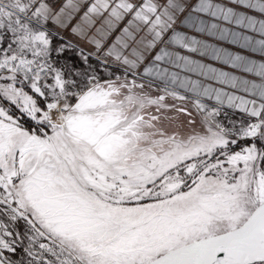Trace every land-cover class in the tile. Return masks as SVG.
<instances>
[{"label": "snow or ice", "instance_id": "1", "mask_svg": "<svg viewBox=\"0 0 264 264\" xmlns=\"http://www.w3.org/2000/svg\"><path fill=\"white\" fill-rule=\"evenodd\" d=\"M230 2L264 14V0ZM70 6L73 0L54 12L45 0H0V41L20 40L27 50L0 54V264H264V83L241 81L258 103L170 70L237 86L228 72L174 50L187 49L264 78V63L198 39L237 43L240 33L214 21L264 34V19L216 0H167L161 12L151 0H94L71 32L100 52L131 15L103 52L124 78L100 83L90 75L82 86L72 78L84 75L79 69L68 64L66 72L53 59L75 46L53 48L45 28L50 20L66 28ZM100 16L103 25L89 36ZM145 27L151 39L139 35ZM254 44L264 51V39ZM138 75L149 78L148 87L162 82L163 94L144 92ZM176 88L194 94L197 111L207 110L200 97L220 105L226 97L255 122L226 128L212 108L201 131L182 133L177 118L186 108L165 99H188Z\"/></svg>", "mask_w": 264, "mask_h": 264}, {"label": "rangeland", "instance_id": "2", "mask_svg": "<svg viewBox=\"0 0 264 264\" xmlns=\"http://www.w3.org/2000/svg\"><path fill=\"white\" fill-rule=\"evenodd\" d=\"M45 2L49 3L50 6L53 7L54 12H59L60 9L63 8L65 4H67L68 0H45ZM85 5L86 2L83 0H73V6H70L65 9V14L66 15L70 14L72 17L71 21L69 22L66 28L54 24L51 20L45 25V28L49 30V34L52 36L53 48L59 46L60 44H68V43H71L72 45L75 46L73 48H66L65 52L60 54L59 56H57L56 53L53 52V59L57 61L56 66L65 67L66 72L69 71V69L66 67V65L68 64L71 65L72 70L79 69L84 75L81 77H76L75 75H72V78L78 80V82L82 86L87 84V77L90 75H96L98 79L99 78L108 79L114 76H120V77L124 76L123 68L116 66L110 58H107V62L104 63L106 58L103 56L102 49L100 52H97L95 48H92L91 45H89V43L81 39V37H78L79 35L73 34L71 32L72 27H75L77 24L81 23V17L85 13V8H86ZM76 6L78 9L75 8ZM237 7H244V6L237 5ZM76 12L77 14L73 16V14ZM251 12L254 14V16L264 15L256 12L255 10H251ZM22 43H23L22 41L16 40L14 38L9 39L7 43L0 41V54L11 55L13 50L19 51L21 53L26 52L27 50L22 48ZM9 45H11V48H9ZM5 49H8L7 53L4 52ZM81 50L83 51L81 52ZM92 53H95V55H92ZM28 55L30 58L31 54L29 53ZM82 55L88 56L87 63H85L84 60L81 58ZM105 68H107L109 71L106 72L104 70ZM137 77L147 82L149 79L140 75H138ZM4 82L5 81L0 80V83H4ZM152 85H153L152 87L154 88L152 92L147 90H143V91L147 92L152 96L163 94L160 91V89L164 87L162 82L156 81L152 83ZM175 90L178 91L181 95L186 96L188 99L182 102L178 100H173L172 97L166 96L165 97L166 102L169 104H177L180 106L187 105L189 107H192L199 120L203 121L204 117L207 115V111H211L212 108H219L220 114L216 116L215 119L218 123L222 124L226 128L235 127L239 129L241 122H243L244 124L255 122V118H250L247 113H244L240 109L231 108L229 106H226L225 104L220 105L218 104L217 101L205 97H200L199 99L201 100L202 103L207 105V110L197 111L193 107V101L196 99L194 94L180 90L178 88H176ZM3 106L8 107L7 104H4ZM152 111H154V109H152ZM165 114L169 116L177 115L173 111H168ZM186 119H187V115L183 113L178 116L177 121H185ZM232 138H236V137L233 136ZM250 144H251L250 138L247 140H238V144L236 146H233V150L234 151L239 150V147L249 146ZM16 230H19L23 235V232L25 230V226L23 222H17ZM26 245H27L26 239L22 240L19 244L17 255H14L12 258L18 259L20 254H22L23 247H25ZM49 259H51V257H49Z\"/></svg>", "mask_w": 264, "mask_h": 264}, {"label": "crops", "instance_id": "3", "mask_svg": "<svg viewBox=\"0 0 264 264\" xmlns=\"http://www.w3.org/2000/svg\"><path fill=\"white\" fill-rule=\"evenodd\" d=\"M83 1L86 2V5H85L86 6L85 12H86L88 6H90L94 2V0H83ZM132 2L134 4H136L137 6H139L140 4L144 3V0H132ZM151 2L156 4L158 6V12H161V11H163L164 6L167 3V0H151ZM197 2H198V0H197ZM216 2L224 3L229 7H233L234 10L237 12H246L248 15L254 16V14L251 12V10L246 9L245 6L244 7H237V5L232 4L230 2V0H216ZM75 8L78 9L77 6ZM76 14H77V12L74 13L73 16ZM104 16H107V13H105ZM104 16L93 17V19L95 20V23L91 28L87 29L89 36L95 34L96 29L100 28L103 25ZM255 17L257 20L264 19V15L255 16ZM129 19H131V15L127 16L125 18V20L121 21L118 24L117 28L108 37V40L105 41L104 47L102 48L103 52L107 49L108 46L111 45V43L115 40V37L120 34V31L127 24V21ZM214 22L220 23L222 27L229 28L231 31L240 33L239 41L237 43H232L231 37H229L226 40H220L217 37H211V36H207V35H198V39H205L210 44H214L217 47L226 49L230 53L245 56L247 60L255 61L257 64L264 63V51H260L259 46L254 44L255 41L264 39V34L257 32L252 28H245L242 25H236L235 23L228 22V21H214ZM189 34L191 35L194 33L191 30H189ZM139 35H143V36H146L147 39H151L150 34H147V28L146 27L144 28V30ZM244 36L252 37L253 44L251 46L243 47V44H244L243 37ZM78 37H80V36H78ZM89 45H91V44H89ZM162 46L163 45H159L156 49H154L151 55H154L156 51H159V47H162ZM91 47L95 48L94 45H91ZM254 47L257 50L254 51L253 50ZM174 50L181 51V53L183 55H188L193 60H198V61H201L205 64H210L214 68L228 72L230 76L237 78V81H236L237 86L233 87L231 84L221 83L220 81L212 80L208 77L201 76L197 73L187 72L184 69L171 68L170 69L171 71L178 72L181 77L188 76L191 80H197L200 82V84L202 86L211 85L213 88L222 89L224 93L233 94L236 96H242L245 99H255V100H257L258 103L260 102L259 97L256 96L252 91H245L244 90V86L241 84V81H244V80L248 81L249 82L248 87L251 88V85L253 83H255V84L264 83V78L258 76L255 72L245 71V67L243 64H241L239 67H234L231 64H225L223 62V60H213L208 56H202L200 54V52L191 53L187 49H183V50L174 49ZM151 55L149 56V61L151 60ZM147 63H148V61L145 62V64H147ZM142 67H141V70H142ZM178 89H180V88H178ZM180 90L188 92L185 89H180ZM205 98L212 99V100L216 101L214 98H209V97H205ZM224 104L226 106H229L226 102V97H225V103Z\"/></svg>", "mask_w": 264, "mask_h": 264}, {"label": "flooded vegetation", "instance_id": "4", "mask_svg": "<svg viewBox=\"0 0 264 264\" xmlns=\"http://www.w3.org/2000/svg\"><path fill=\"white\" fill-rule=\"evenodd\" d=\"M117 76L111 77V78H99L100 83H103L104 81H108V80H116ZM124 76L121 77V79H123ZM129 80L132 79L131 76L128 77ZM136 81L137 84H144L145 88L143 90H147L152 92L154 90V88L152 87L153 85H151V87H148V82L144 81L143 79H140L138 77H136ZM136 91H141V89L137 88ZM75 101H73L74 103ZM186 108V112L185 114L187 115V119L185 121H177V123L182 124L183 126L180 128L181 132H191L193 130V126L195 128L196 131H200L202 129V120H199L197 115L195 114V111L192 107L189 106H183ZM148 111H152V109H149ZM189 121H191V125L189 124Z\"/></svg>", "mask_w": 264, "mask_h": 264}]
</instances>
